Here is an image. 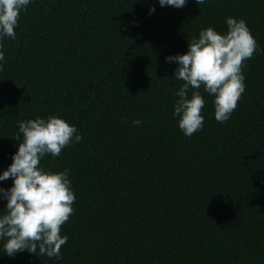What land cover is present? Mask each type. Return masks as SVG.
Masks as SVG:
<instances>
[{"label":"trees","instance_id":"16d2710c","mask_svg":"<svg viewBox=\"0 0 264 264\" xmlns=\"http://www.w3.org/2000/svg\"><path fill=\"white\" fill-rule=\"evenodd\" d=\"M228 17L259 46L245 92L219 123L201 86L203 128L188 137L173 114L184 82L165 58L204 29L226 34ZM15 32L0 40V174L20 121L55 116L82 139L39 165L67 169L76 197L62 259L9 257L0 239V264H264V0H30Z\"/></svg>","mask_w":264,"mask_h":264},{"label":"clouds","instance_id":"9594fccd","mask_svg":"<svg viewBox=\"0 0 264 264\" xmlns=\"http://www.w3.org/2000/svg\"><path fill=\"white\" fill-rule=\"evenodd\" d=\"M196 2L202 5L205 0ZM29 3L30 0H0V40L16 38L21 11H26ZM159 4L182 8L186 0H159ZM154 11L150 9V14ZM226 23V34L204 29L198 39L188 41L185 54L165 58L166 62L178 63L174 78L184 82L175 93L178 99L173 114L180 117L179 128L188 137L203 128L201 110L205 100L198 91L201 86L215 96V119L219 123L229 120L245 92L242 68L259 46L243 19L228 17ZM4 59L0 52V61ZM190 89L195 90L191 98ZM134 123L139 125L142 121ZM73 138L81 141L78 129L55 116L19 122V132L12 138L19 142L18 150L8 169L0 174V181L13 180L11 188H0V199L7 200L6 212L0 213V239L5 240L4 253L9 257L27 251L62 259L61 248L68 237L61 236V228L74 212L76 197L67 169L46 172L39 165L45 155L60 156Z\"/></svg>","mask_w":264,"mask_h":264}]
</instances>
